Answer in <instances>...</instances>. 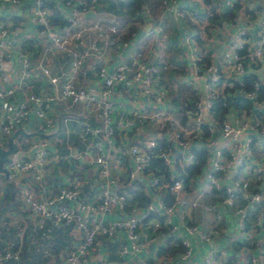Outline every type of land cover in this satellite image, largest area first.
Returning <instances> with one entry per match:
<instances>
[{
  "label": "crops",
  "instance_id": "1",
  "mask_svg": "<svg viewBox=\"0 0 264 264\" xmlns=\"http://www.w3.org/2000/svg\"><path fill=\"white\" fill-rule=\"evenodd\" d=\"M177 4L182 16L167 12L162 0H147L138 17H125L123 24L117 26L107 2L89 0L87 8L77 19V25L68 26L71 29L84 28V46L95 38L101 47L98 55L86 57L81 65L74 81L77 87L96 89L98 83L93 78L95 68L102 65L110 71L117 63L139 52L142 60L160 63L159 83L167 90V95L162 103L153 104L150 95L147 96L141 87L122 84H118L110 95L114 130L110 173L119 178L117 187L129 196L130 201L124 210L114 207L105 213L79 210L78 207L81 201L94 204L96 192L102 186L98 167L93 162V139H80V122L86 120L90 124H98L99 118L87 112L83 102L51 103L44 110L45 116L51 120V125L46 128L42 118L28 113V121L13 131H17L12 140L16 145L13 156L27 158L37 147H44L45 158L42 164L35 165L27 175L16 173L11 179L5 178L0 169V250L18 249V264H64L67 251L78 243L82 233L73 224H54L51 221L41 229L36 228L32 214L20 201V188L30 186L34 195L43 197L60 186L70 185L74 180L78 181V196L66 204L81 215L100 219L103 223L121 220L131 210L140 212L149 204L154 206V210L142 223L146 238H150L146 247L137 252L132 251L125 229L114 228L110 235H96L89 256L79 264H140V261L148 264H206L209 256L214 258L215 264H264V220L258 223L256 219L262 205L250 210L244 231L239 228V219L233 209L222 202L224 187L231 185L235 178L248 180L252 188L264 190V134L247 131L240 137L241 142L248 137L252 138V151L236 175L230 170L215 174L220 185L216 189L209 187L206 182V173L213 157L208 142L215 141L224 149L225 154L231 143L208 124L199 131L194 130L192 134L186 131L191 127L187 113L192 108L189 100L199 88L192 75L193 56L221 62L226 44L240 27L246 28L254 40L258 35L259 21L264 16V0H233L232 6L226 5L223 0H177ZM44 6L49 14L56 11L62 18L71 8L69 0H44ZM30 8V0L18 5L0 3V26L7 30L0 47L4 55L0 60V72L5 73L7 78L4 82L0 80V87L13 89L11 95L0 101V115L4 104L14 105L30 92L51 91L47 77L38 71L40 65L46 66L50 74L55 75L66 72L70 66V56L48 47L45 36L38 34L37 26L29 20ZM238 8H245L247 22L238 13ZM97 20L105 32L103 38H97L95 30L90 27ZM110 24L115 25L113 32L107 27ZM53 25L61 32L66 24L54 22ZM158 25L161 30H157ZM20 53L26 54L29 69L36 75H21V62L17 57ZM252 70L248 68V72L253 73ZM256 70L257 73L253 74L259 77L264 73V58ZM140 108H145L149 115L143 124L136 121L130 128L116 126L120 117H132L133 111ZM155 112H158V116ZM246 116L258 119L264 127V107L261 104L251 110L230 104L221 114L222 120L233 125H237ZM176 128L183 129L182 137L194 154L195 150L206 151L200 171L186 180L185 168L190 165H183L186 151L180 150L173 155L177 151L172 139V132ZM10 136L0 133L1 148H7ZM146 138L157 140L164 149L169 148L172 159H175L170 167L163 168L166 171L156 170L159 176L157 186L151 185L150 174H137L133 180L127 178L134 166L127 148ZM2 166L5 167V162ZM179 173L183 179V188L165 192L164 183H172ZM34 174L38 179L34 178ZM7 183L12 186L11 190ZM128 188L130 191H141L148 202L141 205L132 199ZM243 203L238 196L236 204ZM170 205L176 208L175 211L165 213L164 206ZM155 222H159V225L153 228ZM17 223L24 226L20 238L14 235V225ZM187 226H195L198 231L191 233ZM202 232L213 234L204 239L200 236ZM184 239L191 248L186 259L182 258ZM122 247L127 248V251L121 252ZM0 264L12 262L7 260Z\"/></svg>",
  "mask_w": 264,
  "mask_h": 264
},
{
  "label": "built area",
  "instance_id": "2",
  "mask_svg": "<svg viewBox=\"0 0 264 264\" xmlns=\"http://www.w3.org/2000/svg\"><path fill=\"white\" fill-rule=\"evenodd\" d=\"M25 0H0V3H8L10 5H18ZM71 8L64 14L63 20L65 27L60 32L53 23L50 22L49 11L44 6V0H30L31 8L29 12V20L38 28V34L45 36L47 46L57 52H64L70 56V66L66 72L59 75L50 74L48 68L44 65L38 67L40 74L47 77L51 91L28 93L16 104L7 103L3 106L0 115V133L9 136L14 129L28 121V113H33L36 118L43 119V126L46 128L51 125V120L44 114L45 108L51 103L58 101H68L71 103L83 102L87 112L99 118L98 124H90L86 120L80 122V139L92 138V148L95 150L93 162L98 167V174L102 178V186L96 192L95 203L78 202L79 210H90L99 213L111 211L114 207L124 210L128 205L130 198L117 187L119 178L114 177L110 173V158L113 142V121L111 118V101L110 95L116 89L118 84L127 87H141L147 96L150 95L153 104L162 103L167 95V90L159 83L161 65L157 61H144L140 53H134L125 60L117 63L110 71L100 65L93 71V78L97 80L98 86L94 88L77 87L74 84L77 73L90 55H98L101 47L94 38L88 45L82 44V31L84 28H70L68 26L77 25V19L87 8L86 0H69ZM166 5L167 12L176 16H182L178 10L177 0H162ZM226 5L232 6L233 0H223ZM239 14H242L244 20L248 21V15L245 8H238ZM113 18H111L112 20ZM90 27L95 30L97 38H103L104 30L101 28L98 20L94 21ZM110 32L115 30V26L110 24L107 26ZM161 26H157V30ZM6 28L0 26V47L1 39L6 34ZM123 44V43H122ZM127 43H124L125 45ZM223 50L222 61L212 62L206 61L204 58L194 55L192 58V75L193 80L199 84L197 92L189 100L192 108L188 110L191 120V127L185 129L188 133L194 130H200L205 124H208L213 130L223 136V138L231 143L226 154L224 149L214 142H208V147L213 150V157L206 173V182L209 187L220 188L219 180L215 174L217 172L227 173L229 170L236 175L243 168L244 162L252 151V138L248 137L244 142L240 141V137L247 131L257 132L259 135L264 134V127L261 122L251 116L242 117L237 125L231 124L227 120L219 121L214 114L216 99L220 96L229 95L226 89L233 87L235 81L241 82L244 75L248 72V68L256 70L258 64L264 58V16L259 21L258 35L253 40L246 28H237L231 40L226 44ZM0 52V60L3 58ZM21 62V75L30 77L36 75L31 72L28 66V58L26 54L20 53L18 56ZM6 74L0 72V80L6 81ZM264 83V73L253 80L252 88L246 90L239 88L245 97L252 100L253 105L261 104L264 107V100H258V90L260 85ZM198 86V85H197ZM11 87H0V101L12 94ZM145 108H140L132 113V117H120L119 124L116 126L122 128H130L137 121L143 124L149 116ZM161 115L162 113L158 111ZM158 112L155 115L158 116ZM208 113V114H207ZM167 119L166 116H161ZM182 128H176L172 132V139L176 145L175 153L186 151L183 155V165L191 164L195 161V154L187 146L186 140L182 137ZM101 136V138H100ZM141 143V144H140ZM130 145L128 149L129 155L134 161L133 169L127 174V178L133 180L137 174L144 176L151 175L152 186L159 184V176L156 172L149 170L150 159L156 157L161 160L164 167H170L174 163L171 150L159 148V142L153 138H146L143 142ZM35 145V144H34ZM142 145V146H141ZM12 153L9 160L5 162L3 172L5 178L11 179L14 174L27 175L30 169L35 165L42 164L46 151L44 147H37L33 153L27 158H19L13 156ZM260 170L261 167H258ZM34 178L38 176L34 174ZM165 192H175L183 188V179L180 173L177 174L172 183H164ZM225 196L222 202L229 208H232L238 217L239 228L245 231L248 221L249 212L255 206H264V190L252 188L248 180L235 178L231 185L224 187ZM78 196V181L74 180L68 186H60L53 192L43 197L34 195L30 186L24 185L19 190L20 201L28 208L33 217V225L41 229L46 226L48 221L54 224H73L82 231L80 240L72 248H70L64 259V264H79L89 256V250L93 240L97 234L110 235L114 228L122 227L127 232L129 239V247L132 251L137 252L142 247H146L150 238H146V233L142 230V223L147 215L154 210V206L149 204L144 210L136 212L131 210L121 220H115L108 223L101 222L100 219L86 217L81 215L66 204L67 201L76 200ZM240 196L244 203L237 205V197ZM260 207L257 213V222L262 223L264 220V210ZM173 205L164 206V212L171 214L175 211ZM159 225L155 222L153 228ZM189 232L198 231L195 226H187ZM24 226L20 223L14 225V235L21 237ZM213 232H216L215 230ZM213 232H202L200 236L208 239ZM184 251L182 258L186 259L191 252L189 242L182 240ZM121 252L127 251L122 247ZM9 260L12 264L19 262L18 249L0 250V263ZM140 264H148L140 261ZM206 264H215L214 258L209 256Z\"/></svg>",
  "mask_w": 264,
  "mask_h": 264
},
{
  "label": "trees",
  "instance_id": "3",
  "mask_svg": "<svg viewBox=\"0 0 264 264\" xmlns=\"http://www.w3.org/2000/svg\"><path fill=\"white\" fill-rule=\"evenodd\" d=\"M88 1L89 0H86L87 3ZM102 1L107 2L109 4L110 10H112V12L114 13V18H115L114 23L117 26L123 24L125 17L131 15H133V17H138L139 12L142 10V6H144L147 2V0H102ZM48 18L51 23L54 22H60L61 24L65 23L61 15L58 14L56 11H53L52 14H49ZM258 78L259 76L251 72H247L244 75L241 82L236 81L233 83V87L226 89V93H229V95L223 97L220 96L216 99L214 114L219 118L220 122L222 120L221 118L222 112H224L230 104H233L239 108H244V109L246 108L247 110L255 109L252 100L248 97H245L241 92L237 90L239 88H244L246 90L251 89L253 80ZM258 100H264V83L260 85V88L258 90ZM160 147L162 148V145H160L159 148ZM205 157H206V151L204 149L195 150V161L185 168L187 174L185 180L188 177H190V175L196 174L200 171L201 166L204 163ZM148 167L149 170L153 172H156V170L166 171L163 169L164 165L162 164L161 160L156 157H152L150 159V164ZM7 185L9 186V190H11L12 186L9 183H7ZM130 192L132 194L131 195L132 199H136L141 205H144L148 202V198L141 191L131 190Z\"/></svg>",
  "mask_w": 264,
  "mask_h": 264
},
{
  "label": "water",
  "instance_id": "4",
  "mask_svg": "<svg viewBox=\"0 0 264 264\" xmlns=\"http://www.w3.org/2000/svg\"><path fill=\"white\" fill-rule=\"evenodd\" d=\"M252 71L253 73H257V70ZM16 133L17 131L13 132L8 138L7 148L4 149L0 147V169H3V163L9 160L10 154L13 153L16 149V145L12 141Z\"/></svg>",
  "mask_w": 264,
  "mask_h": 264
},
{
  "label": "rangeland",
  "instance_id": "5",
  "mask_svg": "<svg viewBox=\"0 0 264 264\" xmlns=\"http://www.w3.org/2000/svg\"><path fill=\"white\" fill-rule=\"evenodd\" d=\"M153 1V0H152ZM43 255H44V252H43Z\"/></svg>",
  "mask_w": 264,
  "mask_h": 264
}]
</instances>
